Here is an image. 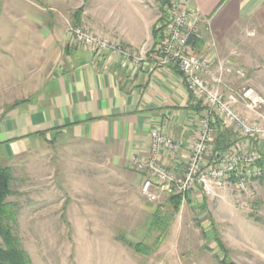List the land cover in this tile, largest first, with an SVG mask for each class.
<instances>
[{"label":"rangeland","instance_id":"rangeland-1","mask_svg":"<svg viewBox=\"0 0 264 264\" xmlns=\"http://www.w3.org/2000/svg\"><path fill=\"white\" fill-rule=\"evenodd\" d=\"M65 1L0 0V119L6 105L39 89L49 66L42 52L47 38L41 32L50 29L46 22L59 16ZM95 1L103 11L122 0ZM142 1L159 10V0ZM78 6L64 23L68 32L75 10L85 8ZM40 15L45 17L42 23ZM240 52L239 65L264 94V24L248 31ZM235 82L225 77L223 84ZM58 139L11 165V188L17 192L9 197L16 204L13 229L32 264H218L215 232L231 261L264 264V178L254 180L246 193L231 183L182 200L165 239L145 255L128 244L144 241L152 246L159 232L150 227L151 216L157 205L162 214L171 212L166 199L159 204L144 200L135 170L113 164L93 142Z\"/></svg>","mask_w":264,"mask_h":264},{"label":"crops","instance_id":"crops-1","mask_svg":"<svg viewBox=\"0 0 264 264\" xmlns=\"http://www.w3.org/2000/svg\"><path fill=\"white\" fill-rule=\"evenodd\" d=\"M65 2L57 10L59 16L46 22L50 29L41 32L47 38L42 52L49 66L39 89L0 119V163L11 166L54 137L56 143L67 136L93 142L113 164L129 169L133 155H146L153 130L164 131L185 145L201 107L180 72L159 62L152 35L159 10L142 0H122L103 11L95 0ZM186 3L205 21L189 42V51L208 50L215 62L234 50L239 65L240 45H245L248 31L264 24V0ZM80 4L85 6L80 22L122 43L132 55H141V61L131 63L106 51L93 54L75 44L64 23ZM40 19L42 23L45 17ZM240 111L250 120L256 118L243 107ZM250 148L264 151V145ZM160 159L175 170L182 166L181 158L171 161L162 154Z\"/></svg>","mask_w":264,"mask_h":264},{"label":"built area","instance_id":"built-area-1","mask_svg":"<svg viewBox=\"0 0 264 264\" xmlns=\"http://www.w3.org/2000/svg\"><path fill=\"white\" fill-rule=\"evenodd\" d=\"M166 12L167 23L157 48L159 62L180 72L201 111L185 145L164 131L153 130L146 155L130 158V167L141 178L140 194L148 203L159 204L171 195L185 200L193 194H212L231 183L246 193L254 180L264 177V153L255 148L249 151L252 144H264V96L245 68L236 63L234 50L215 62L208 50L189 51V39L198 35L205 21L186 1L170 0ZM69 30L73 42L93 54L106 51L131 63L142 59L122 43L86 26L72 25ZM225 77L234 78L237 85L225 87ZM240 107L256 118L248 119ZM223 129L231 130L237 138L227 148L215 151L214 141ZM162 154L171 161L181 158L182 166L175 170L161 161Z\"/></svg>","mask_w":264,"mask_h":264},{"label":"trees","instance_id":"trees-1","mask_svg":"<svg viewBox=\"0 0 264 264\" xmlns=\"http://www.w3.org/2000/svg\"><path fill=\"white\" fill-rule=\"evenodd\" d=\"M170 0H159V11L160 16L158 17L156 23L153 26L152 35L155 40V45H160L162 40L163 31L167 23V17L163 18L161 11L164 5ZM165 7V6H164ZM166 11V10H165ZM79 14L78 15H76ZM80 10H75V15H73V25L80 24ZM166 15V14H165ZM194 37L189 39V42ZM157 50V49H156ZM158 52V50H157ZM26 99L14 101L13 103L6 105L3 111V115L13 109L19 104L26 102ZM2 118V116H1ZM56 138L48 140L51 145L56 144ZM230 130L223 129L217 133L216 140L214 141L215 151L223 150L227 148L232 143ZM264 178L263 176L260 179ZM14 177L12 175V167L10 165H4L0 163V264H32L28 254L22 249L20 244V239L18 235L14 233L13 225L16 223V204L9 201V197L16 195L11 188V183ZM186 198H190L187 196ZM182 202L181 195H171L169 196L165 203L171 207V212L162 214L161 206L157 205L154 207V212L151 216L150 227L158 230V235L155 238L152 246L146 244L144 241L139 242H129V246L135 251L141 254L149 255L152 249L155 250L156 246L160 245L165 239L170 223L174 215L178 212L180 204ZM258 219V218H257ZM212 241L215 242V247L221 251V256H215L218 264H237L229 259V250L225 248L223 242L218 237L217 233H213ZM211 248L210 246H208ZM213 250V249H211Z\"/></svg>","mask_w":264,"mask_h":264},{"label":"water","instance_id":"water-1","mask_svg":"<svg viewBox=\"0 0 264 264\" xmlns=\"http://www.w3.org/2000/svg\"><path fill=\"white\" fill-rule=\"evenodd\" d=\"M80 10H82L81 8H79Z\"/></svg>","mask_w":264,"mask_h":264}]
</instances>
